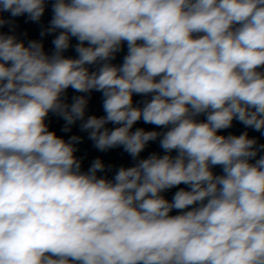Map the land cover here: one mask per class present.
I'll return each mask as SVG.
<instances>
[{
  "label": "clouds",
  "instance_id": "9594fccd",
  "mask_svg": "<svg viewBox=\"0 0 264 264\" xmlns=\"http://www.w3.org/2000/svg\"><path fill=\"white\" fill-rule=\"evenodd\" d=\"M262 139L264 0H0V264H264Z\"/></svg>",
  "mask_w": 264,
  "mask_h": 264
},
{
  "label": "water",
  "instance_id": "95a60500",
  "mask_svg": "<svg viewBox=\"0 0 264 264\" xmlns=\"http://www.w3.org/2000/svg\"><path fill=\"white\" fill-rule=\"evenodd\" d=\"M7 15V14H5ZM50 18V12L48 14H46L45 16V21H47V19ZM26 17H19L17 18V24H18V31L19 32H24L27 31L29 33V37L30 38H37L38 37V31H39V26L35 23L32 22H28L25 23ZM93 110L96 111L97 113H101V109H100V99H99V95L96 94L93 100ZM137 126H143L146 129H151L152 126L150 125H143L142 123L137 125ZM54 127L57 128L58 130V125H54ZM242 126L241 125H236L234 131H236L237 133L241 130ZM258 135V134H255ZM261 142H264V139H262ZM153 150H157L159 151V149L157 148V145L152 144L150 146V148L147 150V152L144 153V155H147L148 152L153 151ZM78 155H80L83 159H84V170H87V167L89 166L90 162L92 159H94L96 156H101L105 163H112L116 166H119L121 164L127 166L131 164V160L130 158H128L126 155H121L119 153V151H112L109 152L107 154L104 153H99L97 152L95 149H93L91 147V142L85 141L82 145H80V152L78 153ZM109 175H111V173H109ZM175 191V189H173L171 192H169L168 198H171L172 193ZM175 214V213H174Z\"/></svg>",
  "mask_w": 264,
  "mask_h": 264
}]
</instances>
